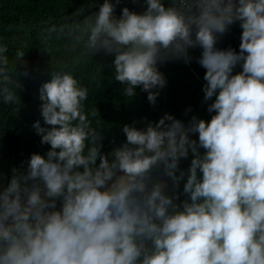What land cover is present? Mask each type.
Masks as SVG:
<instances>
[{"label": "clouds", "instance_id": "obj_1", "mask_svg": "<svg viewBox=\"0 0 264 264\" xmlns=\"http://www.w3.org/2000/svg\"><path fill=\"white\" fill-rule=\"evenodd\" d=\"M120 3L43 22L42 52L52 58L51 42L64 39L80 55L70 64L51 59L39 87L45 126L33 129L50 150L10 179L0 174V264H264V0H143L142 13L124 7L117 17ZM236 23L239 52L218 49ZM26 47L11 67L0 44V101L16 111L19 77L30 75ZM196 48L210 121L145 118L143 128L124 125L125 142L104 153L103 127L85 112L89 90L73 74L84 57L114 55L122 95L141 88L155 106L167 85L159 65L188 64Z\"/></svg>", "mask_w": 264, "mask_h": 264}, {"label": "trees", "instance_id": "obj_2", "mask_svg": "<svg viewBox=\"0 0 264 264\" xmlns=\"http://www.w3.org/2000/svg\"><path fill=\"white\" fill-rule=\"evenodd\" d=\"M103 2L104 0H0V44L8 46L10 66L15 67V51L22 43L27 42L24 60L28 62L27 70L30 73L28 77H19L22 87L19 91L17 89L21 101L18 111L15 110L17 105H4L0 101V174L6 178L10 179L12 169H20L22 163L24 168L20 170L25 171L26 162L32 154L45 155L50 150L49 145L41 144V138L33 129V124L38 120L45 126L40 112L39 87L50 79V73L53 71L51 59L54 64H70L74 57L80 55L79 46L76 51H69L65 48L67 42L64 39L51 42L52 58L42 52L39 33L43 27L50 26L43 22L51 21L59 25L67 15L70 16L80 8L85 9V15H91L92 12L98 11ZM124 7L138 14L145 10L143 0L138 4L132 3V0H121L116 8L117 17L121 15ZM241 34L239 23L234 24L227 34L219 38L217 48H231L239 52ZM201 51L199 48L190 50L193 60L188 64L175 60L159 65L167 85L160 90L155 106L148 101V93L141 88L136 89L137 95L134 98L122 95L124 86L114 80V71L111 68L114 55L99 53L84 57L73 74L82 86L89 90L85 112L93 121V127L97 126V121L103 127L104 153L125 142L126 137L122 132L124 125L134 124L137 128H143L146 121L158 122L166 113L185 124L192 116L210 121L214 113H209L207 108L213 101L205 102L202 91L206 83V70L196 62ZM24 70L22 63L17 65L18 72ZM240 71L242 68L237 66L233 74ZM92 112H97V115L93 117ZM192 139L198 140V134L193 135ZM192 158L190 154L188 159L182 160L180 168L187 171ZM185 182L186 179L181 182V196L177 203L186 199L183 195ZM169 195L172 193L169 192Z\"/></svg>", "mask_w": 264, "mask_h": 264}]
</instances>
